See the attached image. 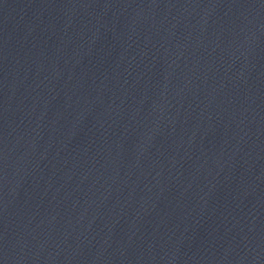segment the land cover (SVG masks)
I'll list each match as a JSON object with an SVG mask.
<instances>
[{
    "label": "water",
    "instance_id": "1",
    "mask_svg": "<svg viewBox=\"0 0 264 264\" xmlns=\"http://www.w3.org/2000/svg\"><path fill=\"white\" fill-rule=\"evenodd\" d=\"M0 264H264V0H0Z\"/></svg>",
    "mask_w": 264,
    "mask_h": 264
}]
</instances>
